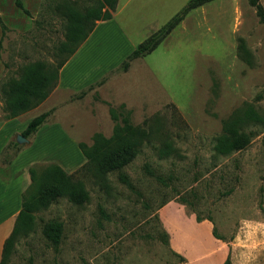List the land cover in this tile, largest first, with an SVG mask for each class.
Masks as SVG:
<instances>
[{"label": "rangeland", "instance_id": "374dc122", "mask_svg": "<svg viewBox=\"0 0 264 264\" xmlns=\"http://www.w3.org/2000/svg\"><path fill=\"white\" fill-rule=\"evenodd\" d=\"M17 1L0 0V125L12 122L1 146V176L12 180L14 160L43 129L38 145L48 158L15 169L21 206L26 193H39L29 174L33 164L58 163L84 183L89 197L39 205L32 227L13 236L7 264H186L158 216L170 200L213 222L232 264H264V23L249 0H215L191 10L154 51L113 72L131 44L136 48L189 1L152 0L143 7L131 0L118 17L130 41L115 28L100 29L79 57L86 62L71 73L73 89L90 71L113 68L79 90L58 81L43 101L9 117L12 87L28 68L38 60L56 66L64 56L59 46L70 7L83 11L100 0H20L22 7ZM50 109L29 142L19 143L11 166L3 164L7 145ZM124 119L138 131V153L122 169L101 172L79 143L92 145L96 133L111 137ZM227 125L249 140L222 154L215 145ZM19 211H11L14 223ZM54 221L63 224L59 244L43 233ZM8 222L0 225V255Z\"/></svg>", "mask_w": 264, "mask_h": 264}, {"label": "trees", "instance_id": "16d2710c", "mask_svg": "<svg viewBox=\"0 0 264 264\" xmlns=\"http://www.w3.org/2000/svg\"><path fill=\"white\" fill-rule=\"evenodd\" d=\"M118 1L100 0L97 6L83 11L70 7V20L66 39L59 46V55L64 54V56L56 66H49L44 61L38 60L28 68L24 78L17 81L12 87V98L9 101V117H15L47 98L52 88L57 85L62 66L88 38L96 26L97 20L112 18ZM211 1L213 0H189L164 26L141 42L113 72L126 71L133 59L154 51L192 9ZM17 2L18 5L23 6L20 0ZM249 3L256 9L260 21L264 23V5L261 0H249ZM104 79L102 78L95 84L89 85L88 88L82 89L77 96L81 97L90 89L101 85ZM52 111L53 109H50L31 118L21 135L26 138L35 135L47 122ZM248 140L249 134L241 132L232 125H227L224 133L217 137L215 148L219 153L228 154L243 148ZM139 141L140 136L137 129L129 124L127 119H124L123 124L117 123L115 125L111 137L107 138L101 133H96L93 137L92 145L79 143V147L87 161L94 163L99 171L110 172L122 169L137 155ZM167 147H169V144ZM20 149L21 146L17 140L9 143L3 151L2 163L5 165L10 164ZM29 174L31 180L38 183L39 193H26L24 195L22 207L15 219L12 233L3 244L0 264H7L8 262L13 236L20 229L32 227L35 219L34 211L39 205H48L62 196H68L76 203H81L89 197L84 183L75 179L73 173H69L58 163H49L44 166L33 164L29 167ZM197 219L202 220L204 218L197 216ZM62 230V222L54 221L45 224L43 233L54 244H59ZM214 234L222 239V237L217 235L215 227ZM225 264H232L229 256Z\"/></svg>", "mask_w": 264, "mask_h": 264}, {"label": "crops", "instance_id": "0c3cea01", "mask_svg": "<svg viewBox=\"0 0 264 264\" xmlns=\"http://www.w3.org/2000/svg\"><path fill=\"white\" fill-rule=\"evenodd\" d=\"M129 1L131 0H126L125 2L124 0H119L116 10L113 12V16L111 19L97 20L96 26L94 30L90 33L88 38L80 45V47L76 50V52L67 60V62L60 69L59 78H58L59 81L58 87L72 89L73 91L79 90L80 88L91 83L96 78L103 75L109 69L114 67L112 66L110 68L109 67L104 68L102 72H96L94 70L90 71L89 73L90 77L82 81L80 80L79 81L80 83H77L78 87L73 89L75 85L73 84L71 73H73V71L75 70L76 65L78 66L86 62V61H81V58L79 57L85 49L90 50V44H92L95 38V34L100 29L115 28L118 32H121L122 37L126 41H130L127 37L128 34H126L124 24H122L120 20H118V17L120 16L121 12L125 9ZM140 1L142 3V6L144 7L145 4L147 5L152 0H139V2ZM161 1L165 4V0H161ZM163 9L164 8L162 7L161 12ZM142 10L143 9H137V11H142ZM174 11H175L174 13H177L180 10L179 11L174 10ZM170 13L171 12H169V14ZM180 23L178 25H180ZM176 27L174 29H176ZM129 49L130 51L128 50L129 52H126L123 55L124 57H127L135 49V46L131 44ZM11 124L12 122L8 121L0 125V153H1V146L4 142V138L7 135H9V130H10L9 128ZM42 131L43 129L38 131L37 138L34 144H32L30 147L20 152V154L14 160V163L13 161L11 162L13 163L11 167L13 171L11 181L10 179L4 180V178H2L1 176L2 167H0V185H1L0 194L2 197L0 199V214H1L0 225L6 224L8 221L11 220L10 230L8 229L7 232L2 235L1 241L3 242V244L6 240V237L8 236V234L10 233L11 229L14 226V221H13L14 217L11 215L12 209L20 210L22 207L20 203L22 189L17 184L18 180L16 178V173H15V169H17L16 167L17 164L22 163V167L26 169L27 165L32 164L33 162L41 161V159L43 160L48 158V157H44V154L41 153L42 145L41 144L38 145ZM53 135L57 136L58 134L53 132ZM62 138L64 139V136H62ZM47 139L48 138L43 139L42 143L45 144ZM10 164H8V166H11ZM158 216L164 229L168 233L170 247L175 253L185 258L186 264H225V261L229 255V246L224 239L215 236L214 224L211 220L207 218L198 220L197 215L194 212L190 211L185 204L180 203L176 200H170L169 202L163 204L158 209ZM1 258H2V254L0 255V260Z\"/></svg>", "mask_w": 264, "mask_h": 264}, {"label": "water", "instance_id": "95a60500", "mask_svg": "<svg viewBox=\"0 0 264 264\" xmlns=\"http://www.w3.org/2000/svg\"><path fill=\"white\" fill-rule=\"evenodd\" d=\"M17 141H18V143H28L29 142V139L26 138V137H24L21 134H18Z\"/></svg>", "mask_w": 264, "mask_h": 264}]
</instances>
